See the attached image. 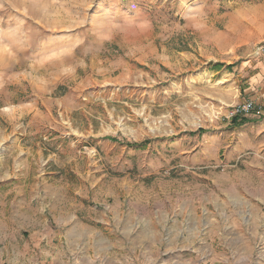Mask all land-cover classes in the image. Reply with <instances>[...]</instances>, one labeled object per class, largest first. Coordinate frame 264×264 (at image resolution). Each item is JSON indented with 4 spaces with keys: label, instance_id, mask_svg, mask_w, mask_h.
I'll return each mask as SVG.
<instances>
[{
    "label": "rangeland",
    "instance_id": "obj_1",
    "mask_svg": "<svg viewBox=\"0 0 264 264\" xmlns=\"http://www.w3.org/2000/svg\"><path fill=\"white\" fill-rule=\"evenodd\" d=\"M261 44L264 0H0V264H264Z\"/></svg>",
    "mask_w": 264,
    "mask_h": 264
},
{
    "label": "built area",
    "instance_id": "obj_2",
    "mask_svg": "<svg viewBox=\"0 0 264 264\" xmlns=\"http://www.w3.org/2000/svg\"><path fill=\"white\" fill-rule=\"evenodd\" d=\"M255 56H264V44L259 45L255 49ZM260 107H256L254 102L249 101L245 102L242 105L236 106L235 109L233 110V113H249V112H255L257 114H261V110L259 109Z\"/></svg>",
    "mask_w": 264,
    "mask_h": 264
},
{
    "label": "crops",
    "instance_id": "obj_3",
    "mask_svg": "<svg viewBox=\"0 0 264 264\" xmlns=\"http://www.w3.org/2000/svg\"><path fill=\"white\" fill-rule=\"evenodd\" d=\"M256 72L259 78H264V60H260L255 64Z\"/></svg>",
    "mask_w": 264,
    "mask_h": 264
},
{
    "label": "trees",
    "instance_id": "obj_4",
    "mask_svg": "<svg viewBox=\"0 0 264 264\" xmlns=\"http://www.w3.org/2000/svg\"><path fill=\"white\" fill-rule=\"evenodd\" d=\"M247 121H248L247 118H245V119H241V120H240V116H236L235 118L232 119V122H233L234 124H236V125H239V124L245 123V122H247ZM111 140L118 141L117 138H115V137L111 138ZM129 145H131V146H132V145H133V146H136L137 144H136V143H129Z\"/></svg>",
    "mask_w": 264,
    "mask_h": 264
}]
</instances>
